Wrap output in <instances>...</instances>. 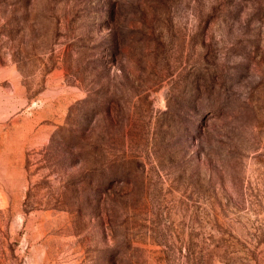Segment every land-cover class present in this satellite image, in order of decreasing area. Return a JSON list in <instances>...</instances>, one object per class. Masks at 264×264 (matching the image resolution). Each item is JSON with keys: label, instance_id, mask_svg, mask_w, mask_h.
I'll return each mask as SVG.
<instances>
[{"label": "rangeland", "instance_id": "rangeland-1", "mask_svg": "<svg viewBox=\"0 0 264 264\" xmlns=\"http://www.w3.org/2000/svg\"><path fill=\"white\" fill-rule=\"evenodd\" d=\"M0 264H264V0H0Z\"/></svg>", "mask_w": 264, "mask_h": 264}]
</instances>
